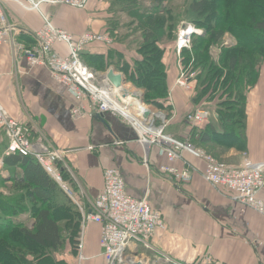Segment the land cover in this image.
I'll return each mask as SVG.
<instances>
[{"label": "crops", "instance_id": "obj_1", "mask_svg": "<svg viewBox=\"0 0 264 264\" xmlns=\"http://www.w3.org/2000/svg\"><path fill=\"white\" fill-rule=\"evenodd\" d=\"M115 1L91 0L87 9L46 6L44 10L56 26L73 34L111 27L112 30L109 29L119 36L114 44L115 51L136 60L131 36H127L135 23L132 24L129 16L130 22L125 26L120 25V20L113 22L110 19L113 13L108 8ZM147 1L149 5L151 2ZM7 7L11 21L20 28L33 33L40 26L39 15L34 12L22 10L11 1L7 2ZM178 21L173 31L175 39L178 27L185 20ZM32 33L20 32L17 38L27 44L32 43ZM229 39L225 35L223 42ZM57 49L63 55L67 53L64 45H58ZM94 51L101 53L104 50ZM210 53L215 56L218 51L213 48ZM109 67L115 69L113 65ZM115 71L123 74L121 70ZM174 73L172 71L171 82ZM125 87L141 95L129 84ZM174 88L177 90L172 99V121L168 120L174 126L169 133L177 137L185 136L191 127L185 120V114L206 102L195 106L193 97L189 98L192 90L175 85L172 90ZM0 104L13 118L33 128L32 139L42 135L47 143L64 152L68 172L73 178V184L69 181L66 184L73 190L86 214L91 212L92 203L103 188L105 168L115 167L121 171L127 193L136 198L147 197L150 205L163 215L167 230L131 244H151L152 250L147 251L154 254L159 264H164L165 256L188 263L203 255L211 256L218 264H264V215L231 200L207 183L199 173L204 168L199 159L184 153V158L199 172H195L186 184L175 182L159 171L160 165L169 162L166 156L160 154L158 146L144 147L137 141L135 130L110 113L104 114V122L95 116L75 118L71 109L77 101L70 89L56 81L46 66L29 65L24 56H15L8 45L0 47ZM211 117L207 121L210 122ZM212 121L215 122L214 119ZM1 137L0 157L6 147V138L2 133ZM243 152L253 161H264V66L247 97L246 149ZM243 152L231 148L223 152L222 161L238 165L243 159ZM4 158L3 173L6 177L0 174V194L9 195L11 173L19 175L22 171L18 166L8 168ZM145 158L147 166L143 164ZM174 164L182 166L178 162ZM63 193H66L65 190ZM261 197L264 198V190ZM99 234V225L88 221L83 235L84 254L88 258H98L95 262L103 264L102 259L96 257L100 252Z\"/></svg>", "mask_w": 264, "mask_h": 264}, {"label": "trees", "instance_id": "obj_2", "mask_svg": "<svg viewBox=\"0 0 264 264\" xmlns=\"http://www.w3.org/2000/svg\"><path fill=\"white\" fill-rule=\"evenodd\" d=\"M167 1L150 0L152 6L143 7L139 0H123L121 11L132 18L134 29L140 32L139 39H131L136 60L115 51L119 36L111 27L93 29L111 35L112 43L90 44L82 52V60L96 70L104 71L110 65L121 70L127 81L143 90V102L166 110L167 117L173 114L172 99L177 88L172 87L179 69L194 70L192 90L196 94L191 91L189 96L194 105L203 99H217L212 103L210 122L191 125L185 136L177 138L188 139L221 160L220 154L231 148L245 151L247 97L264 66V0H192L188 21L203 32L195 35L191 48L181 50L179 55L173 38L177 23L173 22L170 9L163 7ZM21 29L25 34L32 33ZM226 34H230L232 43L223 42ZM135 35L133 32L127 36ZM213 48L218 51L215 56L210 53ZM0 131L6 138L5 132ZM4 161L8 168L18 166L22 172H10L11 194H0V264H68L67 259L77 264L79 239L84 232L77 204L34 156L12 154ZM54 168L60 171L63 181L73 184L62 161L54 163ZM23 214H28L30 224L21 218ZM65 244H69L70 258H63ZM213 260V264H218ZM188 264L207 263L203 255Z\"/></svg>", "mask_w": 264, "mask_h": 264}, {"label": "built area", "instance_id": "obj_3", "mask_svg": "<svg viewBox=\"0 0 264 264\" xmlns=\"http://www.w3.org/2000/svg\"><path fill=\"white\" fill-rule=\"evenodd\" d=\"M15 3L19 8L39 15L41 24L33 32V42L25 43L18 40L17 35L25 32L10 19L7 2ZM88 0H0V47L8 45L15 56H24L29 65L41 64L46 66L52 77L65 84L73 93L77 105L71 109L75 118L93 117L96 114L110 113L127 124L137 134V141L144 147L156 145L160 154L166 156L169 164L159 166V171L169 175L175 182L186 184L193 178L197 168L184 158V153L199 159L204 168L199 173L202 178L231 200L243 204L264 215V161H253L247 155L243 156L240 164H228L202 148L194 146L188 139L181 140L165 132L168 120L153 115L145 116L138 113L125 112L121 104L125 100L113 92L106 73L89 67L84 63L81 54L94 42L112 43V37L105 32L85 30L73 34L56 26L51 17L45 12L46 6H69L82 9ZM203 30L190 22H182L176 32L175 48L179 55L181 50L190 49L192 38L202 34ZM224 43H232V38ZM64 45L66 54H61L57 46ZM196 72L181 67L175 86L184 90H192V79ZM127 106V105H126ZM212 115L206 107H195L185 114V120L191 125H200ZM162 118V119H161ZM0 129L5 132L7 144L3 156L12 154L34 156L45 169L59 182L69 197L77 204L82 214V230L88 221L99 225L98 256L104 264H154L149 261L142 250H152L151 244H131L133 241H143L153 237L157 232L167 230V224L159 210L154 209L147 197L136 198L127 193L121 171L115 167L103 171V188L92 203V210L86 214L81 202L61 178L60 171L54 168V163L63 162L64 152L47 143L42 135L32 139V127L13 118L0 104ZM92 148V147H90ZM3 156L0 157V174L3 173ZM182 166H176L174 163ZM146 166L147 160L143 159ZM68 170V169H67ZM69 171V170H68ZM83 235L79 239L77 263L88 257L84 255ZM91 258V257H90ZM88 258V259H90ZM158 261V259H156ZM207 264H213L211 256H204ZM164 264H188L165 256ZM157 264V263H156Z\"/></svg>", "mask_w": 264, "mask_h": 264}, {"label": "rangeland", "instance_id": "obj_4", "mask_svg": "<svg viewBox=\"0 0 264 264\" xmlns=\"http://www.w3.org/2000/svg\"><path fill=\"white\" fill-rule=\"evenodd\" d=\"M192 0H168L164 5H163V7L165 6V7H167V8H169L170 9V13L172 14V19H173V22L176 24L177 22V20H179V21H181V20H185V21H188V20H190V19H188V17H189V14H188V12H187V10H189V4H190V2H191ZM90 2H91V0H88V4H86V6L84 7V8H82V9H87L88 8V5L90 4ZM139 2H140V5L141 6H143V7H145V6H149L148 5V1L147 0H139ZM111 6V5H110ZM121 6H124V3H123V0H116L115 2H113V4H112V6L111 7H109L108 8V11L109 12H111V13H113V16L112 17H110L111 18V20L113 21V22H116L117 20H120L121 21V26H125L126 24H128L129 22H130V18L125 14V12L124 11H121L122 10V8H121ZM150 6H152V5H150ZM149 6V7H150ZM154 7V6H153ZM121 8V9H120ZM178 21V22H179ZM185 21H183V22H185ZM182 23V22H181ZM177 27V26H176ZM125 29V28H124ZM174 31V30H173ZM130 32V33H129ZM128 32V34L130 35V34H132L133 32H136V35H135V37L134 36H131V39H133V38H135V39H139V37H137L138 36V34L140 33H138V31L137 30H135V29H131L130 31ZM127 34V33H126ZM226 37H231L230 36V34H226ZM192 40H193V38H192ZM114 69V68H113ZM107 70H108V68L106 69V70H104V71H102V70H98V72H102V73H107ZM115 70V69H114ZM117 72V71H116ZM123 76L125 77V83L124 84H129L134 90H139L140 92H141V96H142V98H143V90L141 89V88H138V87H136V86H134L133 84H131L129 81H127V78H126V76H125V74L123 73ZM192 92L194 93V94H196V91H194V89L192 90ZM217 99V97H215L214 99L213 98H210V100H207V101H205L204 99L203 100H201L200 102H207L206 104L204 103V104H202V105H200V106H198V107H206L207 109H209V110H212V103H213V101L214 100H216ZM143 104L147 107V108H149V109H151V111H156V112H158V113H160V115L161 116H158V117H162V115H163V117L165 118V120L166 119H169L170 120V118H171V116L170 117H167V114L168 113H166V110L165 111H163V110H159L158 108H156L155 106H152V105H148V104H145L144 102H143ZM211 107V108H210ZM172 115V114H171ZM154 116V115H153ZM155 118H157V116H154ZM162 119V118H161ZM170 121H172V120H170ZM172 126H174V124L172 125V122H171V124H168L167 125V128L165 129V132H167V133H169L170 132V128L172 127ZM1 131H0V139L2 138L1 137ZM177 137V136H176ZM1 146V145H0ZM220 155H222V154H220ZM22 219H24V220H27V222L30 224L31 223V220L28 218V214H23L22 215V217H21ZM65 253H64V256H63V258H70L69 256H70V252L68 251L69 250V244H65ZM144 253L146 254V256H147V258L149 259V261H150V258H151V260L152 261H154V264H159L158 263V261L156 260V258L154 257V254L152 253V252H150V251H147V250H145L144 251ZM85 255V254H84ZM91 261H92V263L91 264H98L97 262H95V260H98V258H91L90 259ZM74 261L75 260H73V259H67V262H68V264H74ZM103 263V262H102ZM82 264H90L89 263V261H88V258L87 259H85L83 262H82ZM104 264V263H103Z\"/></svg>", "mask_w": 264, "mask_h": 264}, {"label": "water", "instance_id": "obj_5", "mask_svg": "<svg viewBox=\"0 0 264 264\" xmlns=\"http://www.w3.org/2000/svg\"><path fill=\"white\" fill-rule=\"evenodd\" d=\"M106 77L108 79V82L111 86L115 88H119L122 94V97L125 101L128 100H135V105L136 107L141 110L142 112H146V106L143 104V98L142 96H136V95H131V92L123 87V84L125 82V77L121 72H116L112 67H109L106 73ZM104 114H96L95 117L99 118V120H104L103 119ZM161 116V115H160ZM104 122V121H103ZM127 264V263H125ZM133 264H141L140 262H135Z\"/></svg>", "mask_w": 264, "mask_h": 264}, {"label": "bare ground", "instance_id": "obj_6", "mask_svg": "<svg viewBox=\"0 0 264 264\" xmlns=\"http://www.w3.org/2000/svg\"><path fill=\"white\" fill-rule=\"evenodd\" d=\"M125 83V82H124ZM123 87H125V84H123ZM126 88V87H125ZM130 92H131V95H136V96H140V94L138 92H134L133 90L127 88ZM113 92L116 94V95H119L121 96V91L119 88H113ZM125 104L127 105H124V104H121V108L125 111V112H129V114L131 115L132 113H138V109L135 105V100H128V101H125ZM146 112L145 113V116L147 115H157V116H160V113L156 112V111H151V109L149 108H146Z\"/></svg>", "mask_w": 264, "mask_h": 264}]
</instances>
